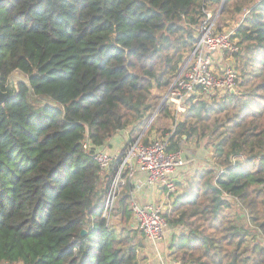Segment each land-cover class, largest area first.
I'll list each match as a JSON object with an SVG mask.
<instances>
[{
    "label": "trees",
    "instance_id": "16d2710c",
    "mask_svg": "<svg viewBox=\"0 0 264 264\" xmlns=\"http://www.w3.org/2000/svg\"><path fill=\"white\" fill-rule=\"evenodd\" d=\"M220 1L0 0V89L14 69L30 84L0 105V264H137L145 237L129 196L103 215L93 153L151 117L194 47L202 3ZM251 1L220 12L249 7L234 31L236 92L188 98L169 130L168 151L204 137L211 150L164 214L179 227L177 264H264V0Z\"/></svg>",
    "mask_w": 264,
    "mask_h": 264
},
{
    "label": "built area",
    "instance_id": "2783aa9c",
    "mask_svg": "<svg viewBox=\"0 0 264 264\" xmlns=\"http://www.w3.org/2000/svg\"><path fill=\"white\" fill-rule=\"evenodd\" d=\"M214 7L212 8L208 2L202 3L199 23L193 27L194 47L167 91L169 103L173 105L177 115L187 108L185 102L190 97L196 101H210L211 98L222 96L230 89L236 90L239 70L234 54L239 50V45L234 37V31L238 24L233 28L221 29L218 22L220 7L216 6L215 9ZM170 134L168 132L147 144L136 138L121 150L119 156L102 150L93 153V158L104 178L110 165L120 157L118 168L107 180L108 189L103 207L105 217H109L113 202L120 195L119 188L125 179L123 174H126L127 179H132L139 171L142 174L140 184L162 186L168 194L176 192L175 174L186 165L187 157L183 149L167 150ZM82 143L84 151H89L88 139ZM234 199L238 201L236 197ZM129 207L134 225L142 232L145 240L151 246L159 245L168 230L160 204L140 203L132 192L129 196ZM262 236L264 238V234ZM157 256L161 264H167L162 261L158 251Z\"/></svg>",
    "mask_w": 264,
    "mask_h": 264
},
{
    "label": "crops",
    "instance_id": "0c3cea01",
    "mask_svg": "<svg viewBox=\"0 0 264 264\" xmlns=\"http://www.w3.org/2000/svg\"><path fill=\"white\" fill-rule=\"evenodd\" d=\"M131 130L132 129L130 127L129 129L126 128L124 130H120L116 132L115 134H113L111 137L108 138V140L105 142V144L100 149L106 153L117 154L119 156L121 150L124 149L126 146H128V144L132 142L134 139H136V138H132V134L130 132ZM152 137L153 136H151L150 138ZM152 139H150L149 141H151ZM197 150L198 149L195 148V151H196L195 156L193 155L192 152L189 153L185 151L186 157H187V163L184 167H182L175 174L176 181H177L176 183L177 188L174 194H168L166 192V189L162 186H149L146 184H140L139 181L140 179H142V174L139 171H137L135 176L132 179H127L126 174H123L125 175V177L123 176L125 179H124V184H122V186H120L119 188L120 190L119 196H122L124 194H128V196H130V194L133 192V196L140 203L160 204L162 211L165 214L166 212L170 210L172 202L174 200V196L180 195L181 192L186 188L185 185H186L187 178L190 177V175L194 172L195 169L205 168L204 165L207 164L208 159L206 162L203 163L204 165L200 166L199 168L198 163L202 162L201 158L202 156H204V154L203 152L199 150L197 151ZM209 156L210 154H208V158ZM119 164H120V157H118L117 160L113 162L108 168V172L105 177L106 182L108 178L111 177L113 173L116 171ZM127 184H129L127 192L122 193V187H124ZM133 224H134V221H133ZM178 230H179V227H171L169 229L170 234L168 233L169 231H167L164 242L167 240L169 244L172 234H175ZM145 243L148 244V247L146 248V255H145L147 264H156V262L157 264H159L160 259L157 256V251L161 254L162 261L167 262L168 258L164 260L162 257L163 246H161L162 245L161 242H160L161 244L157 246H153V245L151 246L149 242L147 241H145ZM160 264H161V261H160Z\"/></svg>",
    "mask_w": 264,
    "mask_h": 264
},
{
    "label": "rangeland",
    "instance_id": "374dc122",
    "mask_svg": "<svg viewBox=\"0 0 264 264\" xmlns=\"http://www.w3.org/2000/svg\"><path fill=\"white\" fill-rule=\"evenodd\" d=\"M224 2H225V0H224ZM224 2H223V5H222V8L224 7ZM254 2H255V0H252L250 2V5H252ZM216 6L220 7L221 6V1H220L219 4L212 5V8L214 7V9H215V8H217ZM242 9H244V10H242V12L240 11L238 13H233L231 10H229V12L227 14H224V16L226 18H228V19L221 18L220 17V13H219L218 22L220 23V28L221 29H229V28L235 27L236 24L240 23L241 19L243 18V16H245V14L247 12V9H249V7L248 6H244ZM220 12H221V10H220ZM189 56H190V53L185 57V61L184 62H186V60L189 58ZM184 62L182 63L181 67H183ZM173 81H174V79L172 80V82ZM168 88L163 93H159L160 94V101L158 103V106L159 105L160 106L158 108L157 113L154 115L153 118H152V116H153V114H152L151 117L147 121H145L144 124H142V127L140 128V130H137V126H138L137 124L129 125L127 127L128 129L130 127L132 129L130 131L131 134H132V138H140V142L144 143V144H145V142H149V140L152 139V138H153L152 140L159 139L160 137L164 136V133H168L169 130L174 128V125L176 123H178V122H180V121H182L184 119V115L186 114L187 108L185 107V110L182 113H179L178 115L176 114L177 111L175 110L173 105L171 103H169V99L167 98V96H168L167 95ZM154 94H155V91H154ZM164 97H165V99H164V101H162V99ZM213 98H218V96H215ZM165 103L168 106V115L160 113L161 107ZM185 105H186V102H185ZM155 110H154V112H155ZM151 136H153V137L150 138ZM195 148H197L199 151L203 152V154H204V156H202V158H201L202 162L198 163V167L200 168V166H203L204 165L203 163L207 161L208 154H210V151H211L210 147H207V138L204 137V138H202L200 140L192 139V140H189V141H184L182 143V149L184 151L189 152V153L192 152L194 156L196 155L195 154V152H196ZM204 167L206 168L207 166L204 165ZM233 207L235 209H237L235 205H233ZM232 211H234V209L232 207L227 210V212H229V213L232 212ZM110 221L113 224L118 223V221H119L118 215L113 216ZM130 222L133 223L132 216H131ZM169 229L170 228L168 227L167 231H169ZM168 233L170 234V231ZM142 237L144 238L143 235H142ZM165 238H166V236H165ZM165 238H164V240H165ZM144 240H145V238H144ZM164 240L161 241V243H162L161 246H163V253H162L163 259L165 260L166 258H168L167 264H177V262L173 261L171 255H170L171 251H170V249L168 247L169 246L168 241L166 240L164 242ZM263 243H264V241H263ZM141 246L142 247L139 249L140 253L137 256V264H147L145 255H146V248L148 247V244L142 241V245ZM156 264H157V262H156ZM159 264H160V261H159Z\"/></svg>",
    "mask_w": 264,
    "mask_h": 264
},
{
    "label": "water",
    "instance_id": "95a60500",
    "mask_svg": "<svg viewBox=\"0 0 264 264\" xmlns=\"http://www.w3.org/2000/svg\"><path fill=\"white\" fill-rule=\"evenodd\" d=\"M223 2L224 0H221L220 10L222 8ZM19 83L24 84L27 87L28 92L30 91V84L28 82V78L26 74L23 73L19 69H14L7 75L5 83H4V89H0V105H4L6 101L14 99L17 96ZM171 86L172 84L170 85L168 89H170ZM229 92L235 93L236 91L234 89H230ZM164 99L165 97L162 99V101H164ZM159 106H157L155 112L153 113L152 118L157 113ZM84 233L85 231L82 230L81 234H84Z\"/></svg>",
    "mask_w": 264,
    "mask_h": 264
}]
</instances>
